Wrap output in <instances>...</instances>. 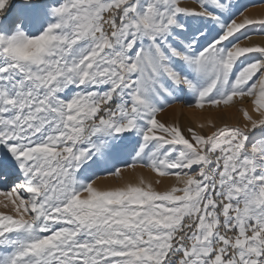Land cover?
Segmentation results:
<instances>
[{"label": "snow or ice", "instance_id": "6c2138e0", "mask_svg": "<svg viewBox=\"0 0 264 264\" xmlns=\"http://www.w3.org/2000/svg\"><path fill=\"white\" fill-rule=\"evenodd\" d=\"M245 13L0 0V264H264V16ZM137 166L154 177L97 183Z\"/></svg>", "mask_w": 264, "mask_h": 264}, {"label": "bare ground", "instance_id": "6f19581e", "mask_svg": "<svg viewBox=\"0 0 264 264\" xmlns=\"http://www.w3.org/2000/svg\"><path fill=\"white\" fill-rule=\"evenodd\" d=\"M246 15H249L252 18H259L261 16H264V5L262 6H258V7H252L250 9H248L245 13ZM251 42L256 43V44H261L264 45V35H257L255 34L254 36L251 37ZM181 115V119L177 118V116ZM213 116L215 115V113L212 114ZM226 119L229 117H225ZM169 119H176V120H183L185 122L189 121V120H194L195 117L193 115H191L189 112H187V110L182 113L180 111V109L178 107L175 108L174 111H171L169 113ZM122 172V177H116L115 180L114 178H112V182H115L116 184H120L123 183L125 181H134L137 178H139L140 176H144L145 179H152L154 177V174H150L149 170L147 169H141L140 167H136L135 169H123L121 170ZM108 179V178H107ZM100 180L99 183L100 185H105L107 183H109V180ZM167 182V181H166ZM111 183V182H110Z\"/></svg>", "mask_w": 264, "mask_h": 264}, {"label": "rangeland", "instance_id": "374dc122", "mask_svg": "<svg viewBox=\"0 0 264 264\" xmlns=\"http://www.w3.org/2000/svg\"><path fill=\"white\" fill-rule=\"evenodd\" d=\"M14 3H19V0H14ZM236 3H237V5H238V7H240V8H243V7H245L246 8V11L248 10V9H250V8H252V7H258V6H262V5H264V0H236ZM264 35V33H259V30H257V35ZM254 36V35H253ZM181 117V115L179 116H177V118H179V119H181L180 118ZM0 148H2V146H0ZM137 167H139V166H137ZM123 169H130V168H122L121 170H123ZM108 178V179H107ZM112 178H114V180H115V178L116 177H110V176H101L99 179L100 180H102V179H104V180H109L108 182L109 183H107V184H105V185H102V186H107V185H115V182L113 181L112 182ZM98 179V181H97V183L98 184H100L99 183V180ZM111 182V183H110ZM117 185V184H116ZM3 209L2 208H0V211H2Z\"/></svg>", "mask_w": 264, "mask_h": 264}, {"label": "clouds", "instance_id": "9594fccd", "mask_svg": "<svg viewBox=\"0 0 264 264\" xmlns=\"http://www.w3.org/2000/svg\"><path fill=\"white\" fill-rule=\"evenodd\" d=\"M38 50V46L36 45H30L28 48L24 49L22 54L23 55H31L33 54L35 51Z\"/></svg>", "mask_w": 264, "mask_h": 264}]
</instances>
